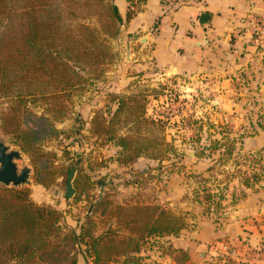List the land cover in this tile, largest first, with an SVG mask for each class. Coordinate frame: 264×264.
Here are the masks:
<instances>
[{
  "label": "rangeland",
  "instance_id": "rangeland-1",
  "mask_svg": "<svg viewBox=\"0 0 264 264\" xmlns=\"http://www.w3.org/2000/svg\"><path fill=\"white\" fill-rule=\"evenodd\" d=\"M10 6L12 32L7 40L8 53H19L26 17L21 14L20 2ZM71 9L78 15V22L102 31L103 21L98 14L104 12L103 9L94 5L85 7L83 12L78 5ZM59 11L60 24L77 31V20L69 15V7ZM122 25L117 35L108 38L112 53L105 57L102 53H89L87 57L82 53H60L63 61L80 75L65 76L75 86L60 85L57 94L44 97L0 94V142L20 152L21 159L16 161L18 169L27 166L31 171L30 184L15 189L28 191L29 198L38 205L60 208L62 214L65 213L60 222L63 226L78 231L89 218L96 235L109 228L116 236L124 237L129 228L109 215H131L128 206L157 207L169 215L180 216L183 230L188 225L195 226L197 215L218 217L227 207V200L242 198L243 190L239 186L245 188L242 185L245 179L253 189L264 188V147L251 150L243 145L258 129L264 131V109L253 107L256 96L248 90L246 78L240 77L235 89L227 95L237 107L225 108L218 79L206 75L168 76L135 53H126V39L120 34ZM2 30L1 24L0 35ZM0 53H3L1 49ZM68 55L73 56V61H68ZM14 67L18 72L20 66ZM56 71L65 70L59 67ZM47 79L40 77L39 85H45ZM119 97L140 98L147 115L165 119L160 135L168 142L173 139L175 151L158 158L141 156L133 162H118L119 148L115 140L109 139V134L93 120L96 117L108 119ZM20 99L24 101L18 103ZM15 109H20L21 127L41 128L45 123L38 122L37 117L42 116L56 131L41 140L31 154L20 150L12 134L2 129V117L15 114ZM206 122L213 126L209 127ZM199 126V140H185L196 134L195 128ZM127 132L121 128L116 136ZM211 140L221 145L212 148ZM227 148L231 149L230 153ZM37 167L39 177L52 179L48 187L35 183ZM68 167V171L75 168L73 179L77 175L78 197H74L73 179L74 193L70 198L64 197ZM99 201L102 205H97ZM118 207L124 209L121 211ZM52 239L54 244H61L60 240ZM165 244L162 237L149 238L140 245V251L147 250L146 255L136 256V253L132 260L124 262L121 258L109 264H145L157 253L167 252ZM78 256L87 263L90 261L83 252Z\"/></svg>",
  "mask_w": 264,
  "mask_h": 264
},
{
  "label": "trees",
  "instance_id": "trees-1",
  "mask_svg": "<svg viewBox=\"0 0 264 264\" xmlns=\"http://www.w3.org/2000/svg\"><path fill=\"white\" fill-rule=\"evenodd\" d=\"M145 1L127 0L128 11L122 19L113 0H0V26H3L0 35V49L3 51L0 53V94L7 97H44L45 94H57L56 90L60 85L68 88L75 86L65 76L80 75H77L74 67L63 61L60 53H82L83 57L89 56V53H102L103 57L112 53L107 45L108 38L117 35L119 25L128 22L140 11ZM14 2L21 4V14L26 17V28L21 36L19 53H8L7 40L12 32L10 4ZM77 5L82 12L86 11L85 7L93 5L94 8L103 9L104 12L98 14L103 21L101 32L78 22V15L71 9ZM63 7H69V15L76 17L77 31L64 23L60 24L62 14L59 10ZM68 57V61H73V56ZM15 65L20 66L18 72L15 71ZM59 67L65 71L57 72ZM40 77L48 78L45 85H39ZM23 101L24 99H20L17 102ZM15 111V114L8 113L2 117V129L5 133L12 134L23 152L31 154L41 140L56 132L53 127L48 126L49 120L42 116L37 117L38 122L45 123L41 124V128L21 127L20 109ZM100 119L96 117L93 122L102 126L101 129L109 134V139L115 140L114 144L119 148L117 161L120 163L133 162L141 156L158 158L169 151H175L173 139L168 142L160 135L166 120L147 115L145 103L140 98L119 97L109 118ZM206 124L213 126L209 122ZM97 128L100 132V127ZM121 128L128 132L117 137L116 131ZM199 130L200 126L196 127V134L185 140H199ZM210 142L212 148L221 145L217 140ZM227 151L230 153L231 149L227 148ZM69 169L68 167L66 171L69 172ZM37 170L38 167L35 169L36 173ZM44 177L46 176L39 177L37 173L35 183L42 187L51 185L52 179H43ZM78 183L76 175L73 179L74 197L79 196ZM242 185L252 188L248 179ZM27 192L0 185V264H76L80 252L90 259L89 264H109L121 258L125 262L132 260L140 251L142 242L152 237L175 236L184 226L180 216L169 215L157 207L132 205L127 207L130 208L131 215H109L115 216L118 222L129 228L128 235L124 237L116 236L109 228L96 235L89 218L76 231L60 224L63 219L61 210L54 206L36 204ZM241 196H244L243 192ZM97 205H102V201ZM118 209L122 211L124 207ZM52 238L60 240L61 244H54ZM168 254L171 255L172 251ZM172 258L174 264H186L188 261V255L184 251H178Z\"/></svg>",
  "mask_w": 264,
  "mask_h": 264
},
{
  "label": "crops",
  "instance_id": "crops-1",
  "mask_svg": "<svg viewBox=\"0 0 264 264\" xmlns=\"http://www.w3.org/2000/svg\"><path fill=\"white\" fill-rule=\"evenodd\" d=\"M113 2L124 19L127 0ZM254 16L264 17V0H192L169 11L163 0H146L123 23L120 34L126 39V53H135L165 75L218 79L225 108L237 107L227 95L245 77L248 90L256 96L253 107L260 110L264 109V46L257 45L249 31L248 18ZM243 145L251 150L264 147V131L258 129ZM239 187L242 198L227 200L218 217L197 215L195 226L163 236L168 251L145 264H174L172 256L178 251L187 253L186 264H264V188ZM144 251L136 256L146 255ZM76 264L89 262L78 256Z\"/></svg>",
  "mask_w": 264,
  "mask_h": 264
},
{
  "label": "water",
  "instance_id": "water-1",
  "mask_svg": "<svg viewBox=\"0 0 264 264\" xmlns=\"http://www.w3.org/2000/svg\"><path fill=\"white\" fill-rule=\"evenodd\" d=\"M201 23L205 19V15L200 16ZM21 159V154L18 150H12L8 146H6L3 142H0V185L4 187H13L17 188L22 185L30 184V168L24 166L18 169L16 161ZM73 168L68 172L66 187L64 191V197L70 198L74 193V189L72 188V179L74 175Z\"/></svg>",
  "mask_w": 264,
  "mask_h": 264
},
{
  "label": "built area",
  "instance_id": "built-area-1",
  "mask_svg": "<svg viewBox=\"0 0 264 264\" xmlns=\"http://www.w3.org/2000/svg\"><path fill=\"white\" fill-rule=\"evenodd\" d=\"M192 2V0H163V5L166 10H173L179 6L186 5ZM249 31L252 35L253 41L259 45L264 46V17L254 16L248 18ZM264 237V228H263ZM264 246V243H263Z\"/></svg>",
  "mask_w": 264,
  "mask_h": 264
}]
</instances>
